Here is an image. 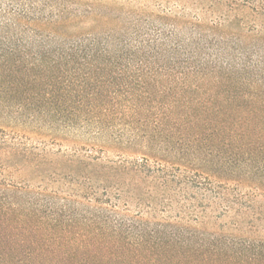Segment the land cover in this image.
I'll use <instances>...</instances> for the list:
<instances>
[{
    "label": "trees",
    "instance_id": "16d2710c",
    "mask_svg": "<svg viewBox=\"0 0 264 264\" xmlns=\"http://www.w3.org/2000/svg\"><path fill=\"white\" fill-rule=\"evenodd\" d=\"M174 1L0 0V264H264V0Z\"/></svg>",
    "mask_w": 264,
    "mask_h": 264
},
{
    "label": "rangeland",
    "instance_id": "374dc122",
    "mask_svg": "<svg viewBox=\"0 0 264 264\" xmlns=\"http://www.w3.org/2000/svg\"><path fill=\"white\" fill-rule=\"evenodd\" d=\"M93 2H101L110 4L112 6L126 7L127 9H136L137 7H147V15L151 16L152 23L158 24L162 15L171 8L175 9L177 6L174 0H141L143 2L136 3V0H90ZM110 6V7H112ZM176 11L178 9H175ZM179 11V10H178ZM110 12V10H109ZM118 14V13H117Z\"/></svg>",
    "mask_w": 264,
    "mask_h": 264
}]
</instances>
